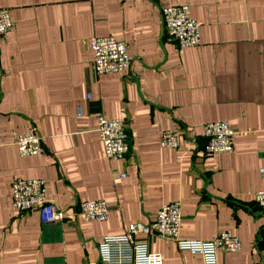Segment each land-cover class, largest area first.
Here are the masks:
<instances>
[{"label": "crops", "instance_id": "obj_1", "mask_svg": "<svg viewBox=\"0 0 264 264\" xmlns=\"http://www.w3.org/2000/svg\"><path fill=\"white\" fill-rule=\"evenodd\" d=\"M187 4L200 44L180 49L161 7ZM12 27L0 35V264H99L98 244L132 223L180 206L179 236L209 241L229 230L239 252L216 264L264 262V0H0ZM92 36L128 45L131 64L96 75ZM88 95V97H87ZM123 119L129 152L107 159L97 115ZM226 121L233 150L206 154L201 127ZM179 144L161 148L163 130ZM35 130L42 153L22 157L18 134ZM40 178L65 214L43 223L11 206L15 178ZM105 200L103 222L81 202ZM163 264H204L177 242L139 235Z\"/></svg>", "mask_w": 264, "mask_h": 264}, {"label": "built area", "instance_id": "obj_2", "mask_svg": "<svg viewBox=\"0 0 264 264\" xmlns=\"http://www.w3.org/2000/svg\"><path fill=\"white\" fill-rule=\"evenodd\" d=\"M162 27L180 49L194 47L200 43V23L190 14L187 4H169L161 7ZM12 27L9 9L0 7V35ZM92 50V67L96 75L118 74L124 72L131 64L128 45L113 36H92L89 40ZM88 97V95H87ZM96 131L102 143L107 159L120 160L129 152L126 122L112 119L103 114L97 115ZM206 139L203 146L206 154H225L233 150L234 131L224 121H209L201 127ZM42 137L33 129L18 134L15 139L17 152L22 157L42 153ZM179 144L175 129L162 131L159 139L161 148H176ZM11 206L23 212L38 213L43 223L60 222L65 214L53 202L47 192L46 182L40 178H15L10 184ZM252 199L264 208V189L251 193ZM109 212L105 200H86L80 203L78 214L86 220L103 222ZM180 206L177 201L163 204L152 217L144 223H132L120 235H107L98 244L99 264H163L160 254L148 249V243L139 238L159 236L175 240L180 250L200 254L204 264H216V252H239L241 242L229 230L220 231L209 241L184 240L179 236L181 225ZM261 264H264L262 262Z\"/></svg>", "mask_w": 264, "mask_h": 264}]
</instances>
